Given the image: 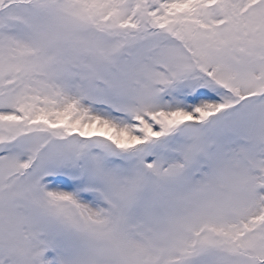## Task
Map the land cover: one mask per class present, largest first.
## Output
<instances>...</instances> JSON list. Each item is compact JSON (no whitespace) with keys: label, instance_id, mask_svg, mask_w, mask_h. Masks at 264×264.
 <instances>
[{"label":"snow or ice","instance_id":"snow-or-ice-1","mask_svg":"<svg viewBox=\"0 0 264 264\" xmlns=\"http://www.w3.org/2000/svg\"><path fill=\"white\" fill-rule=\"evenodd\" d=\"M0 264H264V0H0Z\"/></svg>","mask_w":264,"mask_h":264}]
</instances>
